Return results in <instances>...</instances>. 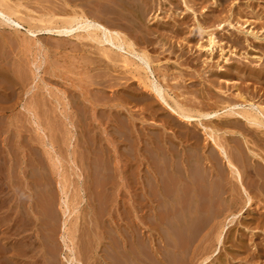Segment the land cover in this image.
I'll list each match as a JSON object with an SVG mask.
<instances>
[{"label": "rangeland", "instance_id": "374dc122", "mask_svg": "<svg viewBox=\"0 0 264 264\" xmlns=\"http://www.w3.org/2000/svg\"><path fill=\"white\" fill-rule=\"evenodd\" d=\"M64 1L0 0L4 7H11L17 12L13 19L18 17L23 26L17 30L13 23L0 17V264H76L78 260L81 264H143L144 261L148 262L145 264H153L150 262L152 259H148L152 258L148 253L150 251L154 259H158V264H197L201 259L197 262V256L210 254L205 264H264V223L257 225L264 212V196H255V200L259 201L255 211L244 214L243 211L240 214V208L234 211L239 215L233 224H228L224 231L223 245L219 246L214 256L217 247L215 227L223 220L224 213H227L221 212L220 205L225 206L231 198V191L226 185L229 174L222 183L219 181L215 184L211 192L206 187H196L200 185V177L204 174L203 166L193 169L192 173L198 174V179L196 174L194 181L188 177L191 172L186 166L183 175L181 170L173 168L176 164L179 168L178 161L188 159V147L193 148V154L189 155L193 156L194 161L202 156L207 162L209 154L206 152L211 151L214 143L204 134L202 128L205 125L219 129L216 135L220 136L217 137L221 138L225 149L236 158L241 171L249 166L248 162L252 165L257 161L264 166V129L248 132L243 124L242 134L237 136L231 133V127L219 124V119L201 118L197 120L199 124L195 121V125H188L174 116L167 105H162L153 92L141 88L148 74L150 79L154 76L155 79L151 80L163 84L161 87L165 90L164 95L168 94L165 97L173 107L179 102L184 107L189 106L186 108L193 106L208 112L212 107L240 104L242 99L239 100V93L248 102L264 106V84L256 80L250 82V77L245 78L237 73L239 70L236 71V67L264 70V25L262 27L260 24L264 23V18L261 21L252 18L254 11L263 12L264 15V0H133L136 6L147 8V15L141 22L144 33L137 31L131 23L127 24L129 29L126 33L119 30L127 34V38H132H128L131 42H135L133 46L137 51L131 55L125 49H118L106 41V44L101 42L102 45L83 37L81 40L84 41L75 40L76 43H70L57 36L41 34L35 37L27 32L34 24L37 27L35 29L52 25L49 22L46 24L51 19L47 16L55 15L56 20L54 17L53 22L59 23L58 18L65 16L68 10L67 2L65 6ZM94 1V7L89 9L93 15H90L97 16L95 18L106 25L107 17L99 12L102 0ZM79 6V9H88ZM12 7L17 8L14 10ZM126 13L130 19L140 21L134 11ZM217 15L227 20L222 29L215 28L219 24V20H215ZM22 16H30V21ZM106 26L118 30L114 26ZM199 27L203 32L201 30L200 33ZM249 29L254 34L257 32L260 40L252 34H246ZM81 31L83 35L86 34L84 29ZM211 32L219 42L212 54L201 49V46H206ZM143 51H147L145 54L150 57L149 72V69L145 70L148 67L140 58ZM122 56L130 59L129 64L134 60L130 64L131 68L124 65V59L120 60ZM257 57L262 59L257 61ZM137 74L140 86L136 84ZM215 78L219 84L215 83ZM241 103L243 105L238 104L240 108L237 109L245 106L250 108L243 100ZM191 130L198 134L199 139ZM173 151L179 152L178 157ZM249 172L251 174L250 169L246 173ZM246 173H243L244 184L254 194L256 190L248 186L250 176ZM176 174L178 178H175ZM186 175L188 183L184 186L181 179L186 178ZM170 177L175 179L171 178V182ZM159 179H162L161 185L158 184ZM176 180L181 181L177 183L178 186ZM169 181L177 188L174 189L175 194ZM188 184L192 186L188 189L190 191L185 189L189 187ZM169 185L172 189L170 192L167 191ZM178 187L182 193L187 190V194H183L186 200L180 191L177 192ZM197 191L201 193L198 198ZM171 192L172 196L168 195ZM204 194L208 196H202ZM165 195H168V199ZM210 195H222V200L211 203ZM157 198H161L162 204L157 202ZM201 202L203 206L199 204ZM184 203H188L184 205L186 209L182 207ZM68 204L70 209L67 208ZM198 204L202 206L199 209ZM162 205L167 208L162 209ZM159 209L165 212V219L161 213L163 217L160 216L159 220ZM169 209L173 214L166 212ZM173 211L182 212L181 216L186 219ZM167 214L178 218L175 220L174 216L172 221ZM201 216H204L207 223L211 217L213 224H206V228ZM166 220H171L169 223L172 226ZM192 226L195 230L204 226L202 230H205H201V236V232L196 230V235L200 234L199 240L197 236L192 240L194 245L188 243L190 240L185 241L189 237L183 238L184 235L195 233L190 231ZM183 227L184 231L181 229ZM174 228L178 230V236L182 233L181 237L173 235ZM63 235L66 241L61 238ZM166 236L170 248L164 242ZM118 241L122 245L124 242L127 248L120 254L114 246ZM200 241L201 248L198 246ZM64 242H68L70 248ZM140 247L146 252L151 248L146 257L139 254ZM135 254L140 255L139 259Z\"/></svg>", "mask_w": 264, "mask_h": 264}, {"label": "bare ground", "instance_id": "6f19581e", "mask_svg": "<svg viewBox=\"0 0 264 264\" xmlns=\"http://www.w3.org/2000/svg\"><path fill=\"white\" fill-rule=\"evenodd\" d=\"M64 1V0H63ZM65 2H67V7H68V10H67V14L65 15V16H62V17H60V18H58L60 21H59V23H58V21H57V24H55V21L53 22V18L55 17V15L53 16V15H51V16H53V17H49V16H47L48 18H51L49 21H47V20H45V23H46V21H47V25L50 23V24H52V25H48L49 27H38V29H35V28H37V27H34V26H36L35 24H34V26H33V28L31 29L30 27H32L31 25H29L30 27V29H28L27 30V32L29 33V34H32V35H34L35 37H37V36H39V35H41V34H49V35H53V36H57V37H59V38H62V39H66V40H69L70 41V43H74V41L75 40H81V39H83V37H85V38H87V39H90V40H92V41H96V42H99L100 44H102L103 45V43H101V42H104V44H106L105 43V41L107 42V44H109V43H111L112 45H114V47L115 46H117L118 47V49L119 48H122V50L123 49H125L126 50V53L128 54H132V53H134V52H136L135 51V49H134V46H133V42H131L130 40L132 39V38H130L129 36H128V38H130V40L126 37V35L127 34H123L121 31H119V30H122V31H126V30H128L129 29V27L127 26V24L128 23H131V24H134L135 25V28H136V30L137 31H140V32H143L144 33V29L142 28V25H141V22H142V20L143 19H145L146 18V15H147V8L146 9H142L140 6H136L134 3H133V0H102V3L100 4V11L99 12H102V14L105 16V17H107L106 19V25H111V26H114V27H116L118 30H111V28L109 29L106 25H104V24H102V23H100L99 22V20L97 19V18H95V17H97V16H95V17H93V16H91V15H93V14H91L90 12V10L89 9H91V6L92 7H94L93 5H94V3H96L94 0H66V1H64V3ZM99 3V2H98ZM215 4V3H214ZM6 5V4H5ZM75 5H77L76 7H75ZM79 5H82L83 7L85 6V7H87L88 9L87 10H89V11H87V10H84V8L83 9H79V8H77ZM247 5V4H246ZM251 5V4H250ZM65 6H66V3H65ZM98 6V5H97ZM80 7V6H79ZM253 7V6H252ZM11 8V7H10ZM10 8H7V7H4L1 3H0V17L1 18H3V19H5V20H9L10 21V23H13L14 24V26L17 28V30H18V28L20 27V26H22L21 25V23L19 22V20H18V17H17V21L16 20H14L13 19V16L15 15V14H17V12H15V11H13L12 9H10ZM13 8V7H12ZM14 8H17V7H14ZM13 8V9H14ZM23 8V7H22ZM60 8H61V6L59 7V10H60ZM188 8V7H187ZM218 8V7H217ZM248 8V7H247ZM86 9V8H85ZM191 9V8H190ZM14 10H16V9H14ZM20 10V9H19ZM92 10H93V8H92ZM233 10V9H232ZM251 10H252V8H251ZM264 10V9H263ZM94 11V10H93ZM128 11H134L139 17H140V21H135V20H133V19H130L129 18V16L127 15V13L126 12H128ZM249 11V10H248ZM236 12V11H235ZM238 12V11H237ZM236 12V13H237ZM195 13V12H194ZM221 13V12H220ZM230 13V12H229ZM246 13V12H245ZM252 13V12H251ZM263 13V12H262ZM262 13H260V12H255L254 11V13L252 14V18H254V21L255 20H259V21H261L263 18H264V15H262ZM91 14V15H90ZM130 14V13H129ZM46 15V14H45ZM237 15H239V13L237 14ZM237 15H234V17L235 16H237ZM251 15V14H250ZM250 15H249V17H250ZM17 16V15H16ZM158 16V15H157ZM156 16V17H157ZM214 16V15H213ZM15 17V16H14ZM23 18H26V17H24V16H22ZM30 17V16H29ZM29 17H27L26 19L28 20V18ZM42 17V16H41ZM45 17V16H44ZM44 17H42V18H44ZM47 17H45V18H47ZM132 17H134V15L132 16ZM160 17V16H159ZM237 17H239V16H237ZM241 17V16H240ZM246 17H247V14H246ZM16 18V17H15ZM20 18V17H19ZM31 18V17H30ZM30 18H29V20H28V22L30 21ZM33 18H35V17H33ZM44 18V19H45ZM158 18V17H157ZM187 18V17H186ZM216 18L217 19H215V20H219V24L215 27V28H220V29H222V27L224 26V24L226 23V21L227 20H223V19H221L222 17L221 16H216ZM227 18V17H226ZM252 18H250V19H252ZM40 19V18H39ZM57 19V20H58ZM236 19V18H235ZM235 19H234V21H235ZM22 20H24V19H22ZM21 20V21H22ZM26 20V21H27ZM32 20V19H31ZM38 20V19H37ZM43 20V19H42ZM41 20V21H42ZM55 20H56V17H55ZM2 22H3V20H1ZM12 21V22H11ZM36 21V20H35ZM34 20H33V22L34 23H36L37 24V22H35ZM40 21V20H39ZM196 21V20H195ZM237 21H239V20H237ZM250 21V20H249ZM249 21L247 22V23H249ZM7 22V21H6ZM23 22V21H22ZM25 22V21H24ZM27 22V23H28ZM49 22V23H48ZM246 22V21H245ZM253 22V21H252ZM26 22H25V24H27ZM31 23H32V21H31ZM31 23H29V24H31ZM41 23V22H40ZM45 23H43V25L42 26H44V24ZM230 23V22H229ZM229 23H228V25H229ZM246 23V24H247ZM24 24V23H23ZM53 24H55L54 26H53ZM238 24V23H237ZM245 24V25H246ZM259 24V23H258ZM260 24H262L261 26L263 27V25H264V23L262 22V23H260ZM259 24V25H260ZM8 25V24H7ZM6 25V26H7ZM38 25V24H37ZM46 25V26H47ZM185 25V24H184ZM200 25V24H199ZM230 25H232L233 27L235 26V25H233V24H230ZM240 25V24H239ZM244 25V24H243ZM13 26V27H14ZM41 26V25H40ZM231 26V28H233ZM9 27V26H8ZM11 27V26H10ZM23 27V26H22ZM201 27H202V25H201ZM201 27H199V30H200V33H201V30H202V28ZM244 27V26H243ZM28 28V26L24 29V30H26ZM85 30V32H86V34L85 35H83V33H82V31L81 30ZM203 29H205V28H203ZM225 29V28H224ZM242 29H244V28H242ZM20 30V29H19ZM87 30V31H86ZM149 30V29H148ZM198 30V31H199ZM239 30V29H238ZM147 31V30H146ZM206 31H208L207 29H206ZM240 31V30H239ZM246 31V30H245ZM84 32V33H85ZM134 32V31H133ZM202 32H203V30H202ZM28 33H26L27 35H28ZM126 33V32H125ZM204 33H206V32H204ZM208 33V32H207ZM246 34L248 33V34H252V35H254V37L255 38H258L259 39V37L257 36V32L254 34V32L253 31H250V29H249V31L247 30L246 32H245ZM149 34V33H148ZM32 35H31V37H32ZM264 35V34H263ZM262 35V36H263ZM251 36V35H250ZM245 37V36H244ZM248 37V36H247ZM261 37V36H260ZM173 38V37H172ZM262 38V37H261ZM243 39V38H242ZM33 40H34V37H33ZM86 40V39H85ZM246 40H247V38H246ZM245 40V41H246ZM255 40V39H254ZM260 40V39H259ZM264 40V39H263ZM81 41H84V40H81ZM91 41V42H92ZM137 41V40H136ZM208 42H207V44H206V46H201V49L203 50V49H205L207 52H209L210 54H212L214 51H215V49H216V47L217 46H219V42H218V40H217V38H216V36L214 35V33L213 32H211V33H209L208 34V40H207ZM109 42V43H108ZM75 43H76V41H75ZM135 43V42H134ZM191 43V42H190ZM59 44V43H58ZM79 44H81V43H79ZM99 44V45H100ZM111 44H110V46H111ZM134 45H136V44H134ZM203 45V44H202ZM77 46H79L78 45V43H77ZM105 46V45H104ZM104 46H102V47H104ZM199 47V46H198ZM67 48V47H66ZM70 48V45H69V47H68V49ZM76 48V47H75ZM222 48V47H221ZM78 49V48H77ZM100 49V48H99ZM103 49L104 48H102L101 50L103 51ZM110 49H112V47L110 48ZM117 49V48H116ZM139 49V48H138ZM218 49H220V48H218ZM109 50V49H108ZM108 50H106V51H108ZM141 50V49H140ZM145 50V49H144ZM222 50V49H221ZM74 51H76V50H74ZM102 51H100V52H102ZM110 51V50H109ZM121 52V51H120ZM123 52V51H122ZM125 52V51H124ZM142 52V51H141ZM147 52V51H146ZM145 51H143V53L141 54L140 53V55H141V59H142V61L144 62L143 64L145 65V67L147 66L148 68H145V70H147V69H149V67L151 68V61H150V57H147V55L145 54L146 53ZM110 53V52H109ZM233 53V52H232ZM148 54V53H147ZM233 54H235V53H233ZM116 55H119L120 56V54H117L116 53ZM123 55H124V53H123ZM126 55V54H125ZM130 55H129V58H130ZM136 55V54H135ZM118 56V57H119ZM117 57V58H118ZM134 57H137V56H134ZM249 56H247L246 57V59L248 58ZM114 58V57H113ZM117 58H115V59H117ZM128 57H126V56H124V58H123V56L121 57V61H122V59H124V62H125V64L124 65H126V67H128V68H131L130 67V64H132V62L134 61H131L130 62V64H129V61H130V59H129ZM258 58V57H257ZM108 59V58H107ZM262 58H258V60L257 61H259V60H261ZM152 60V59H151ZM142 61H141V63H142ZM111 62V61H110ZM139 62V61H138ZM136 63V62H135ZM259 63H261V62H259ZM142 64V65H143ZM154 64V63H153ZM139 65V64H138ZM123 66V65H122ZM89 67V66H88ZM138 67V66H137ZM153 67V66H152ZM247 67H248V65H247ZM246 67V68H247ZM257 67V66H256ZM261 67V66H260ZM122 68H124V67H122ZM250 68H252L251 66H250ZM91 69V68H90ZM127 69V68H126ZM135 69H136V67H135ZM139 69V68H138ZM230 69V68H229ZM249 69V68H248ZM129 70V69H128ZM137 70V69H136ZM237 70H239V71H237ZM134 71V70H133ZM140 71H142V70H140ZM150 71V69L149 70H147V72H149ZM234 71V70H233ZM236 71H237V73H239L240 75H244L245 76V78L247 77H250L251 79H250V82L252 81V80H256V81H259V83L261 82V83H263L264 84V70L263 69H261V68H255V69H251V70H246L245 68H242V67H236ZM27 72V71H26ZM154 72V71H153ZM229 73V72H228ZM134 74V73H133ZM144 74H145V72H144ZM151 75H152V72L150 73ZM154 74V73H153ZM166 75V74H165ZM133 76V75H132ZM137 76H138V74L136 75V81H137ZM147 77L145 78L146 80H144L143 78H141L142 80H144L143 81V83H141L143 86L141 87L142 89H143V87H144V90L146 91H149V92H153V94H154V96H156L157 98H159L160 99V101L162 102V105L163 104H165V105H167L169 108L168 109H170V112L174 115V116H176L178 119H181V121H183V122H185V124H188V125H195L194 123H195V121L196 122H198L197 120H199V119H201V118H207V119H209V120H214V119H219V124H221V125H223V126H226L227 128H229V127H231L232 128V130H230L231 131V133L232 134H236L237 136H238V134H242L241 133V130H243V127H242V125L243 124H245V130L246 131H248V132H258V131H262V129H264V106L263 105H261V104H256L255 102H248L244 97H243V94L242 93H239V96L241 97V98H239V100L240 99H242L243 100V102H245L246 104H248L249 106H250V108H246V106L244 107V108H242V109H237L236 107H239L240 108V104H242L241 102H242V100H240L241 102H240V104L238 105H228V106H223V105H221V106H223V107H220V108H218V106H216V107H212V105H211V107H212V109H211V111H208V112H205V111H202L200 108L198 109V108H194L193 106L191 107V108H186V107H189V106H186V107H184V104L183 103H177L176 102V104H175V106L173 107V106H171V104H169L168 103V101H167V99H166V97H165V95L167 94H165L164 95V91H163V89H162V87H161V85H163V84H160L159 85V83H160V81H159V83H157V82H155V80L153 81V80H151L152 78L153 79H155L154 78V76L150 79L149 77H148V74L146 75ZM167 76V75H166ZM91 77V76H90ZM104 77V76H103ZM170 77V76H169ZM168 77V78H169ZM133 78V77H132ZM134 78V79H135ZM213 78V77H212ZM216 78H219V76L218 77H216ZM215 78V83H217V84H219L218 82H217V79ZM221 78V77H220ZM242 78V77H241ZM245 78H243L244 80H245ZM23 79H24V77H23ZM140 79V78H139ZM140 79V80H141ZM178 79V78H177ZM182 79V78H181ZM181 79H180V81H181ZM98 80V79H97ZM213 80H214V78H213ZM212 80V81H213ZM241 80V79H240ZM21 81V80H20ZM24 81V83H25V80H23ZM139 81V80H138ZM136 82V84L138 83L139 84V82ZM161 81H163V80H161ZM183 81V80H182ZM241 81H243V80H241ZM240 81V82H241ZM249 81V79H247V82ZM112 82V81H111ZM164 82H166V81H164ZM214 82V81H213ZM249 82V83H250ZM23 83V82H22ZM163 83V82H162ZM215 83H213V84H215ZM253 83H256L255 81H253ZM10 84V83H9ZM167 85V84H166ZM166 85H164V86H166ZM216 85V84H215ZM23 86V85H22ZM138 86H140V84L138 85ZM236 86V85H235ZM261 86V85H260ZM259 85H258V87H260ZM136 87V86H135ZM140 88V87H139ZM166 88H167V86H166ZM168 88H169V86H168ZM263 88V87H262ZM15 89V88H14ZM239 89V88H238ZM264 89V88H263ZM8 90V89H7ZM139 90V89H138ZM246 91V90H245ZM243 92V91H242ZM240 94H242V95H240ZM249 94V93H248ZM128 95V94H127ZM168 95V94H167ZM251 95V94H250ZM238 96V95H237ZM238 96V97H239ZM124 97V96H123ZM218 97V96H217ZM216 97V98H217ZM256 97V96H255ZM145 98V97H144ZM170 97L168 96V99H169ZM212 98V97H211ZM146 99V98H145ZM209 99V98H208ZM207 99V100H208ZM215 99V98H214ZM254 99H257V98H252V100H254ZM171 100V99H170ZM177 101V100H176ZM223 101V100H222ZM225 101V100H224ZM227 101H229V100H227ZM139 102V101H138ZM148 102V101H147ZM173 102V101H172ZM224 103V102H223ZM227 103V102H226ZM259 103V102H258ZM173 104V103H172ZM181 104V105H180ZM183 104V105H182ZM209 104V103H208ZM207 104V105H208ZM233 104H235V103H233ZM44 105V104H43ZM185 105H187V104H185ZM190 105H192V104H190ZM198 105H200V104H198ZM210 105V104H209ZM219 105V104H218ZM243 105V104H242ZM199 107V106H198ZM32 108V107H31ZM34 108V107H33ZM38 108H36V110H37ZM237 109V110H236ZM32 110V109H31ZM34 110V109H33ZM35 110V111H36ZM43 110V109H42ZM164 110V109H163ZM207 110H210V109H208L207 108ZM29 111H30V109H29ZM32 113V112H31ZM34 113V112H33ZM37 116V115H36ZM206 120V119H205ZM203 121V120H202ZM205 123V122H204ZM208 123V122H207ZM198 124H199V122H198ZM201 126V125H200ZM226 128V129H227ZM230 128V129H231ZM203 131H204V134H206L207 135V137H208V139H210V141H212L214 144H213V146L214 147H212L210 150V152L208 151V152H206V153H208L209 154V159L207 160V162H205L204 161V159H203V157L202 156H200L199 158H197V159H195L196 161H194V158H193V156H190V155H192L193 154V148H190V147H188V148H186V152H188L187 153V155L190 157H187L188 159L187 160H185V161H178V167L179 168H177V164H176V168L175 167H173L176 171L179 169V170H181L182 172H181V174L183 175L184 173H183V170L185 171V169L187 168V170H189L191 173H190V175L188 176V177H191V179H192V181H194L195 180V175L197 174V173H192V171H193V169L194 168H196V167H198V166H203V167H201V168H203L204 169V174L200 177V185H198V186H196V187H206L208 190L207 191H209L210 189H211V192H212V188L214 189V187H215V184L217 185L218 184V182L219 181H221V183H222V181H224V179H226V176H227V174H229V176H227L228 177V179L226 180V185H227V187H229V189H230V191H231V198H230V200H229V202H227V203H225V206H222V204L220 205V207L222 208L221 209V212L222 211H227V213L225 214L224 213V215L222 216V217H224L223 218V220L222 221H220L217 225H216V227H215V231H216V233H215V241H216V243H217V247H216V252L214 253V256L217 254V251H219V246L220 245H223L222 243H223V236H224V231L226 230V228H227V226H228V224L229 223H232L233 224V222H235L234 220L238 217V215L239 214H236V213H234V211H236L237 209H241L239 212H240V214H241V211H243V214L244 213H247V212H252V211H255V208H256V204H257V202H259V201H256L255 200V196H259L260 198H262L263 196H264V166L261 164V163H259V162H255V164H253L252 163V165L251 164H249V162H248V165L250 166H247V167H244L243 168V171H241L240 170V167H239V164H238V162H237V160H236V158L233 156V154L232 153H230V152H228L226 149H225V146L223 145V143L220 141V139L217 137L218 135L220 136V134H218V135H216V133H217V131L219 130H216V128H214V126L213 127H209L208 125H205V126H203ZM229 130V129H228ZM191 132H192V130H191ZM219 132V131H218ZM225 132V131H224ZM223 132V133H224ZM194 132H192V134H193ZM227 133V132H226ZM244 133V132H243ZM178 134V133H177ZM183 134V133H182ZM231 134V135H232ZM194 135L195 136H197L198 137V139H199V136H198V134L196 135L195 133H194ZM230 135V134H229ZM158 136V135H157ZM193 136V135H192ZM234 136V135H233ZM185 137V136H184ZM196 137V138H197ZM240 137V136H239ZM186 138V137H185ZM236 140V139H235ZM196 141H197V139H196ZM172 145V144H171ZM238 146V145H237ZM173 147V146H172ZM174 148V147H173ZM172 148V149H173ZM198 148V147H197ZM241 148V147H240ZM160 149V148H159ZM171 149V150H172ZM175 149V148H174ZM199 149V148H198ZM206 149V148H205ZM176 150V149H175ZM204 150V149H203ZM173 153H175V155L177 156L178 154H179V152H174L173 151ZM182 153H184V151L182 152ZM251 153V152H250ZM190 154V155H189ZM199 154V153H198ZM252 154V153H251ZM154 155V154H153ZM166 155V154H165ZM182 156H186V155H182ZM241 156V155H240ZM254 156L255 157H257V154L255 153L254 154ZM178 157V156H177ZM176 157V158H177ZM153 158V157H152ZM259 158V157H258ZM264 158V157H263ZM177 159H179V158H177ZM243 159V158H242ZM241 159V160H242ZM248 159V158H247ZM262 159V158H261ZM164 160H166V159H164ZM262 161V160H261ZM163 162V161H162ZM161 162V163H162ZM168 162V161H167ZM166 161H165V163H167ZM241 162V161H240ZM239 162V163H240ZM165 163H162V164H165ZM170 162H168L167 164H169ZM154 164H156V163H154ZM166 164V165H167ZM157 165V164H156ZM155 165V166H156ZM154 166V167H155ZM170 166V165H169ZM186 166V168H184ZM156 168V167H155ZM158 168V167H157ZM172 168V167H171ZM198 169V168H197ZM251 170V174H250V172H249V174H247L246 172L248 171V170ZM157 171H158V169H156ZM199 170V169H198ZM207 170V171H206ZM197 172V171H196ZM200 172V171H199ZM246 173L247 174V176H250V177H248L249 178V180H248V186H250L251 188H253L254 190H256V192H254V194L252 193H250L249 191H248V189H247V187H246V183L244 184V179H243V173ZM155 173H156V171H155ZM186 174H187V171H186ZM157 176H158V174H156ZM188 175V174H187ZM187 175H186V178H183V179H181V181H182V184L185 186H187V183H188V177H187ZM168 176V175H167ZM170 176V175H169ZM174 176H177V174L176 175H174ZM200 176V175H199ZM182 177V176H181ZM229 177H230V179H229ZM161 178V177H160ZM169 178V177H168ZM171 178L172 179H175V178H178V176L177 177H170V181L172 182V180H171ZM165 179V178H164ZM180 179V178H179ZM190 179V178H189ZM196 179H198V174H197V176H196ZM162 180V179H161ZM161 180L159 179V182H158V184H160L161 185ZM169 181V183H170V185L172 184L171 182ZM177 181V182H176ZM176 181H174L173 182V184L176 182V185H177V183L178 182H181V181H179V180H176ZM191 181V180H190ZM217 182V183H216ZM156 183V182H155ZM157 184V185H158ZM179 184V183H178ZM198 184V183H197ZM170 185H169V188H167V191L168 192H170L172 189H173V191L172 192H174V194L176 193V190H174V189H177L176 187H174V185L172 186V189L170 188ZM189 185V184H188ZM178 186V185H177ZM190 186L191 185H189V187L188 188H185V189H191L192 188V186H191V188H190ZM181 187V186H180ZM199 188V189H200ZM194 189V188H193ZM183 190H184V188H183ZM186 190V191H187ZM203 190V189H202ZM222 190V189H221ZM165 191V190H164ZM180 190H179V187H178V191L177 192H179ZM185 191V190H184ZM186 191L184 192V193H182L181 191L179 192V193H182V194H180V195H182L183 196V194H184V196H185V194H187L186 193ZM188 191H190V190H188ZM195 191V190H194ZM206 191V190H205ZM206 191V192H207ZM172 192L170 193V194H168V195H170V196H172ZM192 192V191H191ZM201 192V191H200ZM252 192V191H251ZM167 193V192H166ZM166 193H164V194H166ZM178 193V194H179ZM188 193H190V192H188ZM201 194V193H200ZM200 194H198V191H197V194H196V197L198 196V195H200ZM208 194V193H207ZM168 195H165V197L166 196H168ZM161 195H159V197H160ZM183 196V197H184ZM190 196H191V194H190ZM190 196H188V198H190ZM201 196V195H200ZM202 196H205V197H207L205 194L204 195H202ZM156 197V196H155ZM158 197V198H159ZM164 196H162V198H165ZM195 197V196H194ZM210 197V202L211 203H214V201L215 200H217L216 202H219L218 200H222V195L220 196V197H216V195H210L209 196ZM157 198V202L159 203V202H161V204H162V200H161V198L160 199H158ZM167 198V197H166ZM165 198V199H166ZM182 198V197H181ZM185 198V197H184ZM184 198H182V199H184ZM187 198V197H186ZM186 198H185V200H186ZM198 198V197H197ZM258 198V197H257ZM156 199V198H155ZM168 199V198H167ZM179 199V198H178ZM201 199V198H200ZM207 199V198H206ZM161 200V201H160ZM179 200H181V199H179ZM188 200V199H187ZM197 200V199H196ZM67 201V200H66ZM184 201V200H183ZM192 201V200H191ZM200 201V200H199ZM202 201V200H201ZM206 201V200H205ZM208 201H209V199H208ZM207 201V202H208ZM170 202V201H169ZM189 202V201H188ZM203 202V201H202ZM199 203L200 205H202L203 203ZM221 202H223V201H221ZM66 203V202H65ZM179 203H180V201H179ZM183 203V202H182ZM175 204V203H174ZM188 204V203H187ZM187 204L186 203H184L183 204V208L184 209H186L185 207H184V205L185 206H187ZM197 205L198 206V209L199 208H201L200 207V205ZM217 204V203H216ZM216 204H215V206H216ZM160 205V204H159ZM182 205V204H181ZM209 205V204H208ZM259 205V204H258ZM176 206V205H175ZM196 206V207H197ZM206 208H207V206H206V204L204 205ZM261 206V208H262V205H260ZM260 206H259V208H260ZM70 206H69V204H68V207L67 208H69ZM162 209H166L167 208V206H166V208H164V205H162ZM178 207H179V204H178ZM191 207H194V206H192L191 205ZM205 207H203V209L205 208ZM219 207V208H220ZM175 208V207H174ZM188 209H189V206L187 207ZM205 208V209H206ZM210 208V207H209ZM211 208H213V206H211ZM258 208V207H257ZM70 209V208H69ZM69 209H68V211H69ZM192 209V208H191ZM195 209V208H194ZM214 209H216V207L214 208ZM160 210V209H159ZM163 210V211H164ZM170 211H171V209H169ZM166 211V212H169V213H172V211L170 212V211ZM173 210V209H172ZM175 210V209H174ZM177 210V209H176ZM190 210V209H189ZM200 210H202V209H200ZM199 210V211H200ZM207 210V209H206ZM212 210V209H211ZM161 211V210H160ZM159 211V212H160ZM180 211V210H179ZM182 211H184V210H182ZM188 211V210H187ZM195 211V210H194ZM218 211V210H217ZM259 211H260V209H259ZM264 211V210H263ZM262 211V212H263ZM66 212V211H65ZM174 212V214H179V216L180 217H182L181 216V214L180 213H182V212H178V213H176V211H173ZM202 212V211H201ZM204 212V211H203ZM212 213H213V211H211ZM162 213V211L160 212V214ZM210 213V212H209ZM217 213V212H216ZM65 214V213H64ZM67 214V213H66ZM65 214V215H66ZM159 214V220H160V216L161 217H163V215L162 214H164V219H165V217H166V214H165V212H163L161 215ZM173 214V213H172ZM171 214V215H172ZM185 214H187V213H185ZM190 214V213H189ZM189 214H187V215H189ZM211 214V213H210ZM242 214V215H243ZM260 214V213H259ZM168 216L170 215V214H167ZM205 215H207V214H205ZM220 215H222V214H220ZM220 215H217L216 217H221ZM175 216V217H174ZM173 217H174V219L175 218H178V217H176V215H174ZM194 216V215H193ZM200 216V215H199ZM198 216V217H199ZM260 216V215H259ZM172 219H171V218ZM173 217L172 216H169V219H171L172 221H173ZM184 217V216H183ZM182 217V218H183ZM190 217V216H189ZM192 217V216H191ZM204 217V216H203ZM202 216H201V218H203ZM218 217V218H219ZM221 217V218H222ZM241 217V216H240ZM243 217V216H242ZM163 218L161 219L162 220V223L164 222L163 221ZM150 219V218H149ZM167 219V218H166ZM184 219H186V217H184ZM189 219V218H188ZM204 219V218H203ZM158 220V221H159ZM171 220H169V221H171ZM176 220V219H175ZM181 220V219H180ZM199 220H201L200 219V217H199ZM198 220V225L200 224V221ZM208 220V223L210 224V222H211V217L209 218V219H207ZM238 220H239V218H238ZM167 221V220H166ZM165 221V222H166ZM169 221H167V224L169 223ZM183 221H185V220H183ZM195 221V222H194ZM194 221H192V222H194V223H196L197 221H196V219H194ZM203 221V220H202ZM213 221V220H212ZM218 221V220H217ZM148 222H151V220H149ZM161 222V221H160ZM175 222V221H174ZM203 222H205V226H206V228H208V226L206 225V224H208L207 222H206V219H204V221ZM203 222H202V224H203ZM63 223H66V222H63ZM154 223V222H153ZM156 223V222H155ZM177 223V222H176ZM185 223V222H184ZM257 223V222H256ZM264 223V212L261 214V220L259 221V223L257 224V225H261V224H263ZM151 224H152V222H151ZM170 224V223H169ZM178 224V223H177ZM211 224H213L212 222H211ZM210 224V225H211ZM214 224H215V222H214ZM63 225H65V224H63ZM153 225V224H152ZM155 225V224H154ZM157 225V224H156ZM171 226H172V224H170ZM190 225V224H189ZM194 225V224H193ZM66 226V225H65ZM64 226V227H65ZM151 226V225H150ZM171 226L170 227H168V228H171ZM196 226H197V223H196ZM195 226V227H196ZM200 226H202V225H200ZM230 226V225H229ZM156 227H158L159 228V226H156ZM198 227V226H197ZM264 227V226H263ZM66 228H68V227H66ZM177 228V227H176ZM189 228H191V227H189ZM199 228H202V227H199ZM203 228H204V226H203ZM202 228V229H203ZM205 228V229H206ZM211 228V227H210ZM213 228V227H212ZM160 229V228H159ZM175 229V228H174ZM178 229V228H177ZM182 230L184 229V227L183 228H181ZM194 229V230H193ZM202 229H196L197 231H200L201 232V230ZM161 230V229H160ZM160 230H158V231H160ZM179 230V229H178ZM178 230H176L175 229V231L174 230H172L174 233H173V235H177V237L179 238V237H181V234H180V236H178V233L179 232H177ZM182 230H181V232H182ZM195 230V228H193V226H192V228H191V232H195L193 235H192V233H189L188 235H184V237L183 238H188V240H185V241H189L188 243H190V245L192 244V245H194L193 244V242H192V240H194V239H196L197 237V240H199V234H200V232L199 233H197V235H196V231ZM65 231V230H64ZM184 231V230H183ZM203 232L205 231V230H202ZM249 231V230H248ZM164 232V231H163ZM176 232H177V234H176ZM228 232V231H227ZM160 233V232H159ZM162 233V232H161ZM164 233H166V231L164 232ZM184 234V233H183ZM185 234H186V232H185ZM66 235V234H65ZM191 235H192V237H191ZM202 235V232H201V234H200V236ZM195 236H197L196 238H195ZM213 236V237H214ZM66 237H68V236H66ZM61 238H64V241H66L65 240V236L63 235ZM168 238V236H166V238H165V243L167 244L168 242H169V240L167 239ZM186 238V239H187ZM192 238V239H191ZM225 238V237H224ZM69 239V238H68ZM166 240H168L167 242H166ZM177 240V239H176ZM179 240V239H178ZM180 240H181V238H180ZM197 240H195V242H197ZM68 242H69V240H67ZM182 242L184 241V239H182L181 240ZM185 241H184V243H185ZM202 241V240H201ZM201 241H200V244L198 245L199 246V248H201L200 247V245H201ZM205 241V239L203 240V242ZM68 242H66V244H65V242H64V244L65 245H68ZM180 242V241H179ZM207 242H209L210 243V241H207ZM164 243V244H165ZM187 243V244H188ZM141 244H142V242H141ZM170 243H168V248H170L169 245ZM178 244H182V243H178ZM197 244V243H196ZM204 244H206V243H204ZM140 245V244H139ZM149 245V244H148ZM207 245H208V243H207ZM216 245V244H215ZM69 246V245H68ZM114 246H115V248L118 250L117 252H119V254L120 253H122L123 252V250L125 249V246H124V242H123V245H122V243L120 242V241H118V243L116 244V243H114ZM185 246V245H184ZM189 246V245H188ZM197 246V247H198ZM203 246H205V245H203ZM174 247V246H173ZM182 247V246H181ZM193 247V246H192ZM210 247V246H209ZM25 248V247H24ZM23 248V249H24ZM67 248V247H66ZM69 248H70V246H69ZM69 248H67L68 250H69ZM172 248V247H171ZM175 248V247H174ZM183 248V247H182ZM20 249V248H19ZM18 249V250H19ZM127 249V248H126ZM125 249V250H126ZM129 249H131V248H129ZM136 249H138V248H136ZM140 249H141V247H140ZM147 249V248H146ZM149 249H151V248H149ZM149 249L147 250V252L149 251ZM158 249V248H157ZM178 249V248H177ZM184 249V248H183ZM191 249V248H190ZM205 249H208L207 247H205ZM14 250V249H13ZM21 250V249H20ZM142 250H143V248L140 250V255L142 256V255H144L145 257H146V250H143V252H142ZM185 250V249H184ZM199 250V249H198ZM197 250V251H198ZM131 251V250H130ZM133 251V250H132ZM159 251V250H158ZM161 251V250H160ZM187 250H185V252H186ZM196 251V250H195ZM202 251V250H201ZM20 252H22V250L20 251ZM71 252H72V250H71ZM151 252V251H150ZM150 252H148L151 256H152V258H148V257H150L149 255H148V259L150 260V259H152V261L150 260V262H152L153 264H158L159 262L157 261L158 259L157 258H155L154 259V257L155 256H153ZM164 252H166L165 250H164ZM125 253V252H124ZM136 253V252H135ZM143 253H145V254H143ZM196 253V252H195ZM203 253V252H202ZM126 254V253H125ZM134 253H132L131 255H133ZM153 254H155V253H153ZM162 254V253H161ZM168 254V253H167ZM185 254V253H184ZM188 254V253H187ZM116 255V254H115ZM140 255H134V256H137V258L139 259V257L138 256H140ZM156 255V254H155ZM166 255V254H165ZM193 255H195L194 253H193ZM211 255V254H210ZM201 256V257H199V256H197V262H199L198 261V259L199 258H201L200 259V262L199 263H197V264H205V263H207L206 261H208L209 259H210V257L211 256ZM50 256V255H49ZM72 256V255H71ZM161 256V255H160ZM171 256V255H170ZM182 256V255H181ZM53 257V256H52ZM145 257L143 258V259H145ZM185 257H187V255L185 256ZM126 258V257H125ZM124 258V259H125ZM128 258V257H127ZM142 258V257H141ZM140 258V259H141ZM146 258V259H147ZM159 258V257H158ZM188 258V257H187ZM186 258V259H187ZM162 259V261L163 260H165V259H163V258H161ZM160 259V260H161ZM169 259V258H168ZM71 260V259H70ZM122 260V259H121ZM129 260V259H128ZM142 260V259H141ZM141 260H138L139 262L141 261ZM170 260V259H169ZM172 260V259H171ZM119 261H120V259H119ZM119 261H117V262H119ZM137 261V262H138ZM161 261V262H162ZM178 261V260H177ZM186 261V260H185ZM76 262V261H75ZM78 262V263H77ZM76 262V264H81L80 263V261L78 260ZM121 262V261H120ZM119 262V263H120ZM147 261H144V263L143 264H145ZM167 262H170V261H167ZM172 262V261H171ZM176 262V261H175ZM187 262V261H186ZM193 262V261H192ZM128 263V262H127ZM148 263V262H147ZM177 263H180L179 261L177 262ZM117 264V263H116ZM120 264H123V262L122 263H120ZM133 264V263H132ZM139 264V263H138ZM151 264V263H150ZM171 264H173V263H171ZM180 264H182V262L180 263ZM185 264V263H184ZM186 264H188V262L186 263ZM192 264V263H191Z\"/></svg>", "mask_w": 264, "mask_h": 264}]
</instances>
